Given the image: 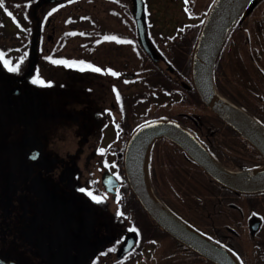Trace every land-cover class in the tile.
<instances>
[{
  "label": "flooded vegetation",
  "instance_id": "1",
  "mask_svg": "<svg viewBox=\"0 0 264 264\" xmlns=\"http://www.w3.org/2000/svg\"><path fill=\"white\" fill-rule=\"evenodd\" d=\"M38 1L0 0V53L11 66L23 58L16 72L0 61V252L22 264H218L156 220L139 195L150 192L239 264H264V190L219 182L165 137L146 166L137 157L132 176L126 167L135 129L156 119L181 122L226 170L264 167L217 103L264 128V0H250L217 52L210 104L192 62L214 0H141L156 57L136 0H53L65 8L50 1L41 18ZM9 2L28 12L9 15ZM77 2L78 19L63 18ZM168 16L174 26L157 24ZM48 118L49 145L39 131Z\"/></svg>",
  "mask_w": 264,
  "mask_h": 264
},
{
  "label": "water",
  "instance_id": "2",
  "mask_svg": "<svg viewBox=\"0 0 264 264\" xmlns=\"http://www.w3.org/2000/svg\"><path fill=\"white\" fill-rule=\"evenodd\" d=\"M51 0H39L41 5ZM250 0H215L210 7L193 51V75L203 100L210 104L208 86L216 54L226 36ZM136 15L142 40L149 52L156 57L144 33V9L141 0H136ZM221 110L228 122L248 141L264 154V128L255 126L247 114L230 107L218 100ZM166 137L180 146L186 153L200 163L216 180L241 192L254 193L264 190V167L248 171H229L223 168L212 156L209 149L184 125L172 119H156L140 125L131 136L126 152V167L133 172V164L141 157L147 163L150 147L154 139ZM26 143V138H25ZM28 149V144H25ZM129 154V157H128ZM135 157V158H134ZM151 214L171 234L189 245L198 253L212 259L218 264H239L232 252L210 239L195 228L173 215L163 207L149 192L147 197L139 194ZM0 264H22L7 254L0 253Z\"/></svg>",
  "mask_w": 264,
  "mask_h": 264
},
{
  "label": "rangeland",
  "instance_id": "3",
  "mask_svg": "<svg viewBox=\"0 0 264 264\" xmlns=\"http://www.w3.org/2000/svg\"><path fill=\"white\" fill-rule=\"evenodd\" d=\"M8 1V0H7ZM51 2H53V1H51ZM53 3H55V5H54V7L55 8H59V9H64L65 7L64 6H62L61 7V3L62 2H59V1H57V2H53ZM60 3V4H59ZM9 4L13 7V12H16L17 14L18 13H20L22 10H21V8H19V6H22L21 4H19V3H17V4H14L13 2H9ZM50 4H52V3H49V4H47L46 6H41L42 7V9L41 10H39V14H42V12L46 9V8H50ZM79 3L77 2V3H74V8H72V9H69V7L65 10V14H63V18L66 16V15H70L71 16V18L73 19V20H77L78 19V15L80 14L79 13V11H77L78 9H79V5H78ZM9 6V5H8ZM40 8V7H39ZM28 11H22V14L24 13L25 15H26V13H27ZM16 14V15H17ZM156 14H157V16H158V11L156 12ZM179 18H181L180 19V21H183V20H186V17L185 16H183V14H180L179 15ZM156 20H157V24H159V25H168V26H174L173 24L175 23L174 22V18L173 17H171V16H168V17H166V18H164V17H160V18H156ZM14 21H15V19H14ZM173 23V24H172ZM0 30H1V28H0ZM15 31V29L12 31V32H14ZM12 32H8V31H6V34L8 35V33L10 34V33H12ZM1 33V32H0ZM3 36H4V33H3ZM3 36H2V38H1V40H0V42L2 41V42H4V41H6V40H4L3 39ZM10 41H16L14 38H12ZM9 130H12V131H14V129H9ZM39 131H40V133L42 134V136L44 137V139H45V141H46V143L49 145L50 144V118H48V119H44V120H42L41 122H40V124H39ZM10 137L11 138H14L15 137V134L14 133H12L11 135H10Z\"/></svg>",
  "mask_w": 264,
  "mask_h": 264
},
{
  "label": "snow or ice",
  "instance_id": "4",
  "mask_svg": "<svg viewBox=\"0 0 264 264\" xmlns=\"http://www.w3.org/2000/svg\"><path fill=\"white\" fill-rule=\"evenodd\" d=\"M2 6H3V4L0 3V7H2ZM8 14L11 15V13H8ZM0 61H3V63L5 64V66L8 67V70H9L10 72H16V71L19 70V68H20V63L23 62V58H21L20 63L16 64L15 66H11V61H9V60H5V58H4V54H3V53H0ZM52 62H53V63H59V61H52ZM93 70H94V71H100V69H93ZM113 75H115V73H113ZM32 83H33V84H44V81L41 80V79H39V78H36V79H33V80H32Z\"/></svg>",
  "mask_w": 264,
  "mask_h": 264
},
{
  "label": "trees",
  "instance_id": "5",
  "mask_svg": "<svg viewBox=\"0 0 264 264\" xmlns=\"http://www.w3.org/2000/svg\"><path fill=\"white\" fill-rule=\"evenodd\" d=\"M46 5H47V4H45L44 6H46ZM21 8H22L23 11H27V10H28V6L26 5V3H23L22 6H21ZM41 8H42V7H41ZM41 8H40V9H41ZM46 9H47V8H46ZM46 9H45V10H46ZM56 9H58V8H56ZM10 12H11V14H12L13 17H14V16H15V12H13V7H12V6L10 7ZM41 16H42V15H40V14L38 15L39 18H41ZM1 33H2V32H1ZM1 33H0V38H1ZM8 248H9V250H11L10 245L8 246ZM32 261H34V262H38V263H35V264H39V262L41 263V260L38 259V258H32Z\"/></svg>",
  "mask_w": 264,
  "mask_h": 264
}]
</instances>
